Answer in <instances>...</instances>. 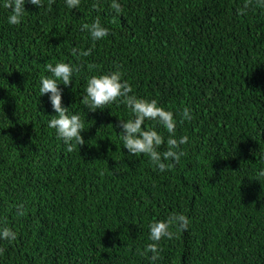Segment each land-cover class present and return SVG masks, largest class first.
<instances>
[{"label": "trees", "instance_id": "trees-1", "mask_svg": "<svg viewBox=\"0 0 264 264\" xmlns=\"http://www.w3.org/2000/svg\"><path fill=\"white\" fill-rule=\"evenodd\" d=\"M116 2L119 14L112 0L75 9L26 0L13 26L0 0V227L17 234L0 240V264H264V8L253 0L238 15L246 0ZM97 18L109 35L94 42L80 29ZM73 48L91 54L78 60ZM59 62L82 66L68 87L57 81L62 107L84 125L85 143L71 153L48 127L50 94L39 92L41 77L52 78L45 65ZM117 70L130 95L172 111L176 138H189L187 155L165 172L123 148L126 106L89 112L81 103L90 77ZM185 107L192 119L181 123ZM143 128L167 149L166 129L148 120ZM172 213L188 218L187 231L159 242L158 261L139 255L152 243L150 224Z\"/></svg>", "mask_w": 264, "mask_h": 264}, {"label": "clouds", "instance_id": "clouds-1", "mask_svg": "<svg viewBox=\"0 0 264 264\" xmlns=\"http://www.w3.org/2000/svg\"><path fill=\"white\" fill-rule=\"evenodd\" d=\"M28 3L36 8L42 7L41 0H27ZM54 0H49V4ZM26 0H3V7L10 11L7 21L10 25L16 26L22 22V18L27 13L25 11ZM253 3V0H246L243 7L238 11V15H245L247 9ZM258 7L264 8V0H255ZM80 0H66V6L69 9L78 8ZM96 9L97 5H92ZM110 7L115 13L119 14L123 11L121 5L112 0ZM116 17L112 19L115 23ZM87 31L91 39L99 41L109 35V30L103 27L99 18L91 24L85 23L81 25V29ZM73 55L77 59L87 57L91 54V49L80 52L79 49H72ZM47 71L51 73L52 78L47 76L41 77V87L39 89L40 96L50 94L49 100L55 115L51 116L48 121V127L54 129L57 138L62 140L66 146V151L71 153L75 147L82 146L85 142L81 136L84 131V125L79 115L69 116L68 108L62 107L61 93L58 88L57 81H62L65 87L72 84V77L81 71V65H72L65 62L56 63L55 66L51 63L45 65ZM94 67L89 65V68ZM133 89L126 80H122V73L117 70L100 76H92L87 81L86 94L83 96L81 103L89 110V112H96L98 109H106L110 104H122L126 106L132 113L133 118L127 121L118 120L117 127L121 129L118 135L123 142L124 149L129 155H146L150 158L151 163L160 171L174 167L180 162L181 157L187 155L181 149L182 145L188 143L189 138L182 136L176 138L177 121L174 119L172 111H167L158 106V102L153 99L151 101L143 98H138L135 95H130ZM191 110L188 107L183 108L181 112V123L185 120L191 121ZM154 121L157 125L166 129L168 135L167 149L163 152L158 149L165 143L164 137L156 130L149 128L145 130L143 125L145 121ZM111 126V125H109ZM112 127V126H111ZM72 141L76 144L73 145ZM165 161H170L165 163ZM259 176L264 177V170L258 173ZM17 215L23 216V206H17ZM189 225L188 218L183 214L172 213L168 216L166 221H157L150 224L149 243L143 252L138 250L139 255H146L151 253L150 260L152 262L158 261L160 257L159 242L163 239L172 240L178 232L187 231ZM174 229V230H173ZM17 239V234L10 227H0V240L13 242ZM4 254V249L0 248V255Z\"/></svg>", "mask_w": 264, "mask_h": 264}]
</instances>
